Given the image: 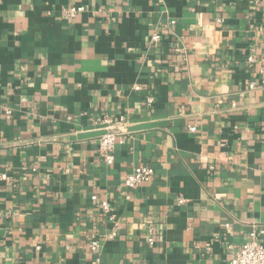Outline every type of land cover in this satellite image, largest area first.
Returning <instances> with one entry per match:
<instances>
[{
    "label": "crops",
    "instance_id": "crops-1",
    "mask_svg": "<svg viewBox=\"0 0 264 264\" xmlns=\"http://www.w3.org/2000/svg\"><path fill=\"white\" fill-rule=\"evenodd\" d=\"M261 72L264 0H0V264H229L253 229L264 245ZM106 118L126 121L112 164ZM139 165L155 173L128 188Z\"/></svg>",
    "mask_w": 264,
    "mask_h": 264
},
{
    "label": "built area",
    "instance_id": "built-area-1",
    "mask_svg": "<svg viewBox=\"0 0 264 264\" xmlns=\"http://www.w3.org/2000/svg\"><path fill=\"white\" fill-rule=\"evenodd\" d=\"M84 10L83 6H71L67 8L66 13L70 16H76L79 12ZM152 39L154 41L160 40L159 34H154ZM248 61L251 63L256 62V58L254 55H250L248 57ZM261 82L264 84V72H261ZM250 87H255V82L250 83ZM135 89H140L139 85L135 86ZM154 98L149 97L148 103L153 104ZM104 122L107 124L105 130L102 132L98 139V146H99V153L103 160L107 164H112L114 162L115 156V148L117 137L121 134L122 128H125L126 121L119 120L114 121L110 118H106ZM191 130H195L194 126H190ZM155 173L154 167L151 165H139L136 166L130 173H128L124 177L125 185L128 188H135L138 187L146 182H149L152 176ZM6 178V176H3ZM93 200H98L99 197L97 195L92 196ZM102 211L106 215V217L114 223V229L109 234V238L113 239L118 234L117 233V218L114 212V208L112 203L107 199H99ZM178 202L180 204L185 202L184 198H179ZM228 227L230 225H227ZM154 230L153 228L150 229V236L148 237V242L150 244L155 243L154 239ZM100 241L94 237L90 243V248L93 252H98L100 249ZM229 264H264V245L259 237L257 229H253L249 232V238L244 240V242L237 248L234 255L229 261Z\"/></svg>",
    "mask_w": 264,
    "mask_h": 264
}]
</instances>
